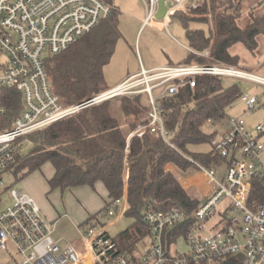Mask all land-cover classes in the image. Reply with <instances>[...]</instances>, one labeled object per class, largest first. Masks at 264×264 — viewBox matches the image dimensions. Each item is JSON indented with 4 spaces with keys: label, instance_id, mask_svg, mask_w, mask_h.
Masks as SVG:
<instances>
[{
    "label": "built area",
    "instance_id": "1",
    "mask_svg": "<svg viewBox=\"0 0 264 264\" xmlns=\"http://www.w3.org/2000/svg\"><path fill=\"white\" fill-rule=\"evenodd\" d=\"M159 2L144 0L146 22L157 19ZM164 2L167 21L171 12L186 7L187 0ZM111 12L105 0H0V252L7 253L9 262L15 264H223L227 257L239 255L244 258L243 264H264V197L258 198L256 193L261 184L264 196V145L260 140L264 127L250 132L241 119L230 118V126L211 143L226 165L224 179L217 182L214 170L200 168L211 192L191 218L179 208L146 211L145 222L152 236L135 255L121 252L110 233L126 217V196L111 205L105 224L94 219L80 227L85 242L82 252L54 238L35 201L6 184L5 175L12 173L10 167L28 135L82 110L114 98L134 100L145 94L150 105L147 120L133 136L149 132L168 141L158 99L176 95L183 85L194 87L198 76L251 80L252 76L235 68L217 65H178L155 71L141 67L137 75L118 86L77 105L65 106L53 90L46 60L67 51ZM201 55L208 57L210 52ZM8 90L19 93L22 101L19 115L11 123L1 99ZM241 100L251 110L257 104V99L248 95ZM224 201L228 204L220 209ZM190 222L184 236L188 252L167 250L164 243L168 235ZM208 231L210 234L204 235Z\"/></svg>",
    "mask_w": 264,
    "mask_h": 264
},
{
    "label": "trees",
    "instance_id": "2",
    "mask_svg": "<svg viewBox=\"0 0 264 264\" xmlns=\"http://www.w3.org/2000/svg\"><path fill=\"white\" fill-rule=\"evenodd\" d=\"M105 2L112 8L107 19L67 51L46 60L53 90L65 106L82 103L107 89V86L103 88L102 72L122 35L119 8L114 0ZM213 8L215 30L210 34L202 28H191L192 23L199 24L197 19L177 14L187 32L190 48L196 53L210 51L209 58L189 54L182 65L237 66L239 58L231 52L233 46L242 44L250 52L255 51L257 37L264 32V20L255 17L251 11L247 23V16L243 19L238 11L236 14L221 13L229 7L220 9L214 5ZM199 10L202 14L207 13L205 6H200ZM73 61L78 64L74 65ZM223 84V78L218 76H198L194 87L186 84L176 95L158 99L168 141L149 132L133 136L141 125L133 99L114 98L28 135L25 139L33 143V148L28 154L18 150L10 167L12 173L21 180L45 164H51L54 174L48 184L52 190L82 187L95 190L98 184H103L108 193L105 207L90 216L82 226L94 219L100 225L105 224L104 217L111 205L126 196L128 209L125 218L132 224L120 231L115 240L121 252L135 255L151 240V231L145 222L146 211L179 208L191 218L202 202L181 186L178 178L166 171V166L172 165L182 172L198 170L199 166L215 171L214 167L224 163L211 144L223 130L212 134L203 130L209 123L223 129L230 126L227 111L243 94L237 85L226 89ZM1 99L8 109L11 123L21 110L20 94L8 90ZM121 115L126 118L122 120ZM203 145L209 149L204 152L193 149ZM257 187L258 198L263 199L261 184ZM191 224L171 232L165 240V248L169 250L170 244L184 237ZM243 261L241 255L230 256L223 264H243Z\"/></svg>",
    "mask_w": 264,
    "mask_h": 264
},
{
    "label": "rangeland",
    "instance_id": "3",
    "mask_svg": "<svg viewBox=\"0 0 264 264\" xmlns=\"http://www.w3.org/2000/svg\"><path fill=\"white\" fill-rule=\"evenodd\" d=\"M115 4L120 10L119 28L122 36L116 44L115 52L110 62L104 67L102 72L104 73L103 88L107 86L105 90L114 88L116 84L125 80L130 73L132 74L139 70L140 65L138 56L136 55L135 41L139 29H142L139 38V40L141 39L140 46L138 47L139 56L141 53L142 57L146 60V54L148 52V56L155 60L162 58L160 55L162 52L168 53V50L175 49L177 53L175 59L178 61L182 59L184 61L189 56V52L185 47L190 48V46L187 40V32L179 21V16L177 14H183L192 19H197L199 24L192 23L191 28H202L208 34L215 30L214 5L220 9H225L222 8L223 6L229 7L226 10H222L221 13L236 14L238 11L243 19L247 16V23L248 20H250L249 15L251 11H253L255 17H261V20H264V0H218V2H213L212 0H187L186 7H181L177 12L173 11L168 15L167 29L163 25L165 15L160 20L151 19L150 23L146 22L147 12L143 0H115ZM200 6H205L207 8V13L205 12L202 14L199 10ZM201 21L202 23L200 24ZM257 43V47L253 53L242 44H237L231 48V52L239 58V65L237 66L213 64L232 67L241 73L252 76L251 80L218 76L223 78L224 88L227 89L237 85L243 96L248 95L249 97L257 99V104L253 110L248 109L241 98H239L227 111L230 118L243 120L246 124V128L250 132H255L258 126L264 127V84L260 81H264V32L257 37ZM147 48L148 50L146 52ZM161 49L163 51H160ZM191 52L195 51L191 49ZM203 53H197V55L202 56L201 54ZM71 55L73 58L74 54L71 53ZM209 57L210 55L206 58ZM4 60L5 58L2 57L3 63L5 62ZM73 62H75L73 63L74 65L78 64L77 61ZM99 82L98 85L100 86L101 84ZM139 97L141 111L137 113L141 117V125H143L147 120L146 111L150 105L147 95L142 94L139 95ZM121 118L123 120L126 117L121 115ZM203 130L205 133L212 134L216 130L222 131L225 129L219 125L209 123L204 126ZM260 140L264 145V136H262ZM32 148L33 143H31L30 140H26L22 143L21 149L23 154L30 153ZM193 149L195 151L204 152L208 150L209 147L203 145L195 146ZM261 159L264 162V151L261 154ZM214 168V178L217 182H221L226 175V165L225 163H221ZM177 172L183 176L184 180L193 177L194 184L191 187L188 188L184 180H179L180 184L183 187L186 186L188 188L187 190L196 198L203 200L206 191L201 189V183L199 182L205 175L202 169L200 170L198 168V170H190L188 172L177 170ZM52 176V165L45 164L40 170L29 174L21 180H19L20 176L17 178L14 176V173L5 175V180L6 184L12 186L14 189L22 190L23 193L35 201L37 206L41 209L45 221L51 226L54 238L62 240L63 246L71 245L83 252L85 250V242L81 234L77 232L76 227L79 225V222L83 223L88 220L90 216L89 213H98L105 207V203L108 199L106 190L102 185H97L95 190L89 187L66 191L58 189L52 190L48 184V180ZM175 176L178 178L177 175ZM206 183H208L207 177L203 181V184ZM227 204L228 201H224L220 209H224V206ZM63 214H67V217L62 218ZM51 221L53 223L52 225L50 224ZM210 223H212V221L209 222V224ZM131 224L132 221L127 218L123 219L121 223V225H124L123 229H126ZM120 231L121 229L114 228L110 233L116 236ZM209 234V231L204 233V235ZM172 250L180 254L188 252L189 248L184 237H181L173 244ZM9 260L10 257L7 253L0 252V264H6ZM17 261H19V259H17ZM8 264H15V262L12 261Z\"/></svg>",
    "mask_w": 264,
    "mask_h": 264
},
{
    "label": "crops",
    "instance_id": "4",
    "mask_svg": "<svg viewBox=\"0 0 264 264\" xmlns=\"http://www.w3.org/2000/svg\"><path fill=\"white\" fill-rule=\"evenodd\" d=\"M143 2H144V0H143ZM114 3H115V0H114ZM115 6H117L116 4H115ZM119 8V7H118ZM167 24H168V19H167V21H165V20H163V25H164V27L167 29L168 28V26H167ZM142 31V29H139L138 30V32H137V35H136V38H135V41H136V52H137V56H138V59H139V70L138 71H136V72H134V73H130L126 78H125V80H123L122 82H120V83H118V84H116L115 85V87L116 86H118L119 84H121V83H123L124 81H126L128 78H130V77H132V76H134V75H137L139 72H140V70H141V67H143L144 69H146V70H148V71H155V70H157V69H161V68H165V67H168V66H178V65H182V63L186 60H180V61H178V60H176L175 58H176V56H177V53L175 52L176 50L175 49H173V50H168V53H165V52H162L160 55L162 56V58H158V59H152L150 56H148V52H147V50H148V48L146 49V52H147V54H146V56H147V59L145 60L143 57H142V55H141V53H140V56H139V53H138V47L140 46V41H141V39L139 40V38H140V34L142 33L141 32ZM141 38H142V36H141ZM139 43V44H138ZM148 46V45H147ZM185 47V46H184ZM185 49L189 52V54H194L193 52H191V48H189V47H185ZM160 51H163L162 49L160 50ZM194 55H196V54H194ZM173 59H172V58ZM134 106H135V109H136V112H139V111H141V107H140V97H138V98H135L134 99ZM199 169H200V166L198 167ZM201 170V169H200ZM166 171H168V172H171V173H173V174H175V175H177L178 176V180H180V181H183L184 179H183V176H181L178 172H177V169H175V167H173L172 165H167L166 166ZM53 174H54V169H53ZM126 178H127V175H126ZM206 179V175H204L201 179H200V183H201V189H203V190H205L206 191V193L204 194V196H203V198H205L207 195H209L210 194V192H211V187L208 185V183H206V184H203V181ZM208 180V179H207ZM179 181V182H180ZM185 181V183H187V186H188V188L189 187H191L194 183H193V181H194V179H193V177L192 178H190V179H188V180H184ZM183 183V182H182ZM98 185H102L103 186V184H98ZM104 187V186H103ZM105 188V187H104ZM184 188H186V189H188L186 186L184 187ZM106 190V189H105ZM106 194H107V196H108V193H107V191H106ZM202 198V199H203ZM123 206L125 207V210L127 211V209H128V203H127V201H125V203L123 204ZM41 210V209H40ZM89 213V212H88ZM95 214H97V212H93V213H89V215L90 216H93V215H95ZM89 216V217H90ZM67 217V214H63V216H62V218H66ZM89 217H88V219H89ZM123 221V220H122ZM122 221H120V223L118 224V227H114V228H118V229H121V231L122 230H124L123 229V226L124 225H121V223H122ZM74 223H78V222H74ZM81 223V224H80ZM85 222H79V225L76 227V230H77V232L80 234V227H82V225L84 224ZM50 224L52 225L53 223H52V221L50 222ZM113 228V229H114ZM119 233V232H118ZM58 240V239H57ZM174 244V243H173ZM173 244H170V246H169V250L172 252V253H177V254H179L178 252H176V251H174L173 252V250H172V247H173ZM9 262V261H8ZM10 263V262H9Z\"/></svg>",
    "mask_w": 264,
    "mask_h": 264
},
{
    "label": "water",
    "instance_id": "5",
    "mask_svg": "<svg viewBox=\"0 0 264 264\" xmlns=\"http://www.w3.org/2000/svg\"><path fill=\"white\" fill-rule=\"evenodd\" d=\"M167 11V6L165 5V2L164 0H160L159 2V10H158V13L156 15L157 19H162L165 15Z\"/></svg>",
    "mask_w": 264,
    "mask_h": 264
},
{
    "label": "bare ground",
    "instance_id": "6",
    "mask_svg": "<svg viewBox=\"0 0 264 264\" xmlns=\"http://www.w3.org/2000/svg\"><path fill=\"white\" fill-rule=\"evenodd\" d=\"M260 81H261L262 83L264 82L263 80H260ZM200 168H203V167L200 166ZM205 170H206V169H205Z\"/></svg>",
    "mask_w": 264,
    "mask_h": 264
}]
</instances>
